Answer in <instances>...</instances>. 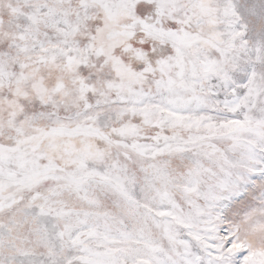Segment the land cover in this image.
<instances>
[{"label": "snow or ice", "instance_id": "1", "mask_svg": "<svg viewBox=\"0 0 264 264\" xmlns=\"http://www.w3.org/2000/svg\"><path fill=\"white\" fill-rule=\"evenodd\" d=\"M0 264H264V0H0Z\"/></svg>", "mask_w": 264, "mask_h": 264}]
</instances>
